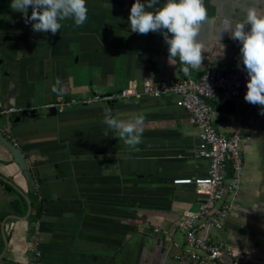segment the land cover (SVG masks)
I'll list each match as a JSON object with an SVG mask.
<instances>
[{"label":"crops","instance_id":"crops-1","mask_svg":"<svg viewBox=\"0 0 264 264\" xmlns=\"http://www.w3.org/2000/svg\"><path fill=\"white\" fill-rule=\"evenodd\" d=\"M11 2L0 0V102L17 108L61 97H105L134 83L142 88L146 80L158 85L243 70L241 45L229 33L221 41L225 54H216L219 26L226 17L242 18L250 5L264 11V0H204L202 65L185 74L178 57L169 61L160 33L131 32L135 0H86L87 21L80 27L60 21L56 35L34 32ZM57 79L62 95L52 91ZM211 106L217 131L243 138L244 176L223 229L202 236L233 247L236 257L228 264H264L261 106L224 92ZM51 110L33 118L0 117L1 134L23 153L33 180L31 186L0 142V264H197L177 258L188 250L178 222L198 209L199 195L195 186L174 181L206 177L209 161L198 155L201 128L176 99L133 97L56 115ZM106 115L125 122L142 118L141 142L131 147L113 138L103 123Z\"/></svg>","mask_w":264,"mask_h":264},{"label":"built area","instance_id":"built-area-1","mask_svg":"<svg viewBox=\"0 0 264 264\" xmlns=\"http://www.w3.org/2000/svg\"><path fill=\"white\" fill-rule=\"evenodd\" d=\"M248 76L245 70L204 72L195 79H166L155 85L150 80L139 88L136 83L115 94L89 98L61 97L55 103L43 106L4 107L0 102V117L19 114L33 118L39 110L56 108L65 111L74 106L89 105L102 100L117 102L133 97L159 99L174 97L176 104L185 109L201 128L198 155L209 161L206 177L175 180L176 185H193L199 195L198 209L186 211L178 222V228L184 234L187 254L178 256L179 260L188 259L197 264H228L236 257L232 246L225 242H212L204 231L223 229L232 209L233 199L242 187L244 176V158L239 133L229 136L220 134L215 128L211 101L220 92L232 97H244L247 92ZM232 181L227 183L228 175ZM158 231V230H157Z\"/></svg>","mask_w":264,"mask_h":264},{"label":"clouds","instance_id":"clouds-1","mask_svg":"<svg viewBox=\"0 0 264 264\" xmlns=\"http://www.w3.org/2000/svg\"><path fill=\"white\" fill-rule=\"evenodd\" d=\"M10 8L22 13L25 24H31L34 32H51L52 35L61 30L60 21L71 19L80 27L88 18L86 0H12ZM206 21L204 0H135L129 15L131 32L142 35L160 33L168 46L169 61L178 57L185 74L190 68H201L204 49L198 35ZM218 33L217 55L223 56L226 51V45L221 43L223 33H229L230 39L241 45L238 66L242 63L249 78L244 99L261 106L260 114L264 115V11L250 5L239 20L233 22V18L226 17ZM60 84L57 79L52 87L57 95L63 94ZM103 123L114 133L113 138L119 137L131 147L141 142L142 118L125 122L106 115ZM104 136H109L107 130Z\"/></svg>","mask_w":264,"mask_h":264},{"label":"water","instance_id":"water-1","mask_svg":"<svg viewBox=\"0 0 264 264\" xmlns=\"http://www.w3.org/2000/svg\"><path fill=\"white\" fill-rule=\"evenodd\" d=\"M51 114L52 115H56L57 114V109L53 108L51 110ZM6 128V126H5ZM0 142L7 148V150L12 154L15 163L20 167V169L23 171L25 177L27 178L28 182L30 183L31 186H33V180L31 177V173L28 170V165L26 163V159L25 156L23 155V153L20 151V149L18 148V146L10 141L8 138H6L5 135L1 134L0 132ZM30 206H29V212L28 214H30L31 209H32V205H31V201L28 199ZM15 218H19V217H15Z\"/></svg>","mask_w":264,"mask_h":264}]
</instances>
